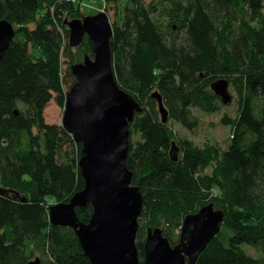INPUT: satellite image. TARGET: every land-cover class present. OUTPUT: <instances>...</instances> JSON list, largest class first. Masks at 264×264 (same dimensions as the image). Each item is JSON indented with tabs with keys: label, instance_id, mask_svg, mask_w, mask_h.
I'll use <instances>...</instances> for the list:
<instances>
[{
	"label": "trees",
	"instance_id": "trees-1",
	"mask_svg": "<svg viewBox=\"0 0 264 264\" xmlns=\"http://www.w3.org/2000/svg\"><path fill=\"white\" fill-rule=\"evenodd\" d=\"M100 2L118 16L110 39L115 79L143 107L130 123L126 159L143 196L140 260L149 227L173 245L185 215L213 202L224 218L195 264H264V0ZM90 13L76 0H0V20L15 29L0 60V264L37 256L40 264H90L74 231L48 216L50 199L66 201L84 186L81 144L44 117L51 100L65 106L71 65L93 55L87 36L69 45L63 20ZM218 78L236 93L235 114L220 118L232 129L226 148L198 145L162 122L153 91L168 120L192 130L194 108L215 112L222 104L210 87ZM92 211L76 208L83 221Z\"/></svg>",
	"mask_w": 264,
	"mask_h": 264
},
{
	"label": "water",
	"instance_id": "water-1",
	"mask_svg": "<svg viewBox=\"0 0 264 264\" xmlns=\"http://www.w3.org/2000/svg\"><path fill=\"white\" fill-rule=\"evenodd\" d=\"M63 24L69 30V45L77 47L87 36L93 55L86 53L81 61L71 65L75 80L67 93L62 116V125L81 144L78 166L84 186L68 200L48 207L50 224L71 228L90 264H195L220 231L224 211L209 202L185 215L178 241L173 245L160 227H149L144 258L140 260L136 236L143 196L132 184L126 159L130 123L143 107L114 77L110 47L113 29L108 14L101 10L81 19L66 17ZM14 35L12 23L1 19L0 60ZM210 87L222 103L232 101L227 79L218 78ZM151 97L157 102L162 122H167L169 112L162 95L153 91ZM178 150L172 141V161H177ZM88 204L93 211L89 220L83 221L76 208ZM28 264H40V258L37 256Z\"/></svg>",
	"mask_w": 264,
	"mask_h": 264
},
{
	"label": "rangeland",
	"instance_id": "rangeland-1",
	"mask_svg": "<svg viewBox=\"0 0 264 264\" xmlns=\"http://www.w3.org/2000/svg\"><path fill=\"white\" fill-rule=\"evenodd\" d=\"M76 4H79L82 7L83 11L91 10L94 11L95 13L104 10L108 14L111 23H113L118 18L115 10L114 9L112 10L111 8L106 10L104 8V4L100 2V0H76ZM31 26L34 27L33 24ZM65 26L67 27V25ZM68 38H69V30H68ZM229 91L232 94V101L227 104L224 103L220 104L219 108L215 112H204L198 108H194L192 110L198 123L197 126H195V128L193 127L194 129L189 130L172 119L168 120L169 125L177 134L188 137L198 145H202L205 142H213L219 144L221 148H226L232 136V129L230 125L221 123L220 118L223 114H228L230 116H233L235 114V109H236V103L234 101L236 98V93L233 87L231 86L229 87ZM63 111H64V107L58 106L54 100H51L44 110L45 120L48 123L62 124ZM132 137L136 138V136L134 135ZM49 202L50 205L54 203V201L51 199L49 200ZM244 248L249 254H252L254 256L259 255L256 251H254L250 247L244 246Z\"/></svg>",
	"mask_w": 264,
	"mask_h": 264
},
{
	"label": "bare ground",
	"instance_id": "bare-ground-1",
	"mask_svg": "<svg viewBox=\"0 0 264 264\" xmlns=\"http://www.w3.org/2000/svg\"><path fill=\"white\" fill-rule=\"evenodd\" d=\"M96 13V12H95ZM90 14H94V13H90ZM86 15H89V14H86ZM85 16V15H84ZM68 17V16H67ZM83 16H74V17H70L72 19H75V18H78V19H81ZM110 20V19H109ZM111 22V21H110ZM64 112V111H63Z\"/></svg>",
	"mask_w": 264,
	"mask_h": 264
}]
</instances>
